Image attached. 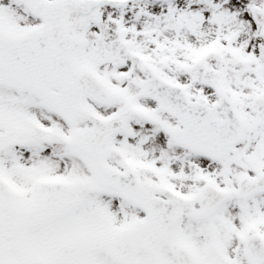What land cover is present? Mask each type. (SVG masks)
Returning a JSON list of instances; mask_svg holds the SVG:
<instances>
[{
	"label": "snow or ice",
	"instance_id": "obj_1",
	"mask_svg": "<svg viewBox=\"0 0 264 264\" xmlns=\"http://www.w3.org/2000/svg\"><path fill=\"white\" fill-rule=\"evenodd\" d=\"M0 264H264V0H0Z\"/></svg>",
	"mask_w": 264,
	"mask_h": 264
}]
</instances>
